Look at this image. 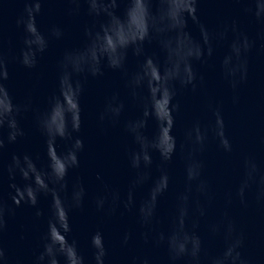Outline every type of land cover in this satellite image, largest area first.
Returning a JSON list of instances; mask_svg holds the SVG:
<instances>
[{
    "label": "water",
    "instance_id": "95a60500",
    "mask_svg": "<svg viewBox=\"0 0 264 264\" xmlns=\"http://www.w3.org/2000/svg\"><path fill=\"white\" fill-rule=\"evenodd\" d=\"M238 239L264 264V0H0V264Z\"/></svg>",
    "mask_w": 264,
    "mask_h": 264
},
{
    "label": "clouds",
    "instance_id": "9594fccd",
    "mask_svg": "<svg viewBox=\"0 0 264 264\" xmlns=\"http://www.w3.org/2000/svg\"><path fill=\"white\" fill-rule=\"evenodd\" d=\"M221 125H222V120H221ZM223 131V127H221V132ZM12 139H15V135L12 134L11 135ZM241 243V240H236L235 243L231 244L229 251H228V257H231V260L233 262L239 260L240 264H247V262L245 260L242 259L241 254L238 250H236V245ZM4 255V249L0 248V256ZM41 256H43V253L41 254ZM144 264H148V261L145 260Z\"/></svg>",
    "mask_w": 264,
    "mask_h": 264
}]
</instances>
